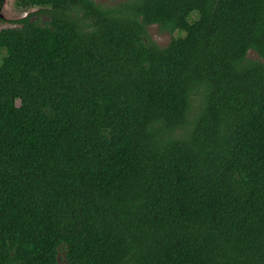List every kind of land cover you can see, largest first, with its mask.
Here are the masks:
<instances>
[{"label":"trees","instance_id":"1","mask_svg":"<svg viewBox=\"0 0 264 264\" xmlns=\"http://www.w3.org/2000/svg\"><path fill=\"white\" fill-rule=\"evenodd\" d=\"M17 4L0 264H264V0Z\"/></svg>","mask_w":264,"mask_h":264},{"label":"rangeland","instance_id":"2","mask_svg":"<svg viewBox=\"0 0 264 264\" xmlns=\"http://www.w3.org/2000/svg\"><path fill=\"white\" fill-rule=\"evenodd\" d=\"M98 3H101L106 6H113L121 1L125 0H95ZM37 9H32L34 11ZM29 11V12H31ZM28 12H24L18 4L17 0H0V30L6 27H13L15 24L13 21L20 19L26 16ZM193 17H198V12L193 13ZM43 20V19H42ZM185 32L178 30L175 32L163 30L158 24L151 25L149 27V35L152 41L156 42L158 45L165 47L169 45L173 38H176L180 35H184ZM249 57L254 60H258L264 63V58H262L255 51L249 52ZM1 59V54H0ZM65 262V252L61 251L60 253V263Z\"/></svg>","mask_w":264,"mask_h":264}]
</instances>
